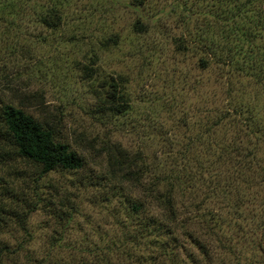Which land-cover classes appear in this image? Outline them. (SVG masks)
<instances>
[{"label": "rangeland", "instance_id": "374dc122", "mask_svg": "<svg viewBox=\"0 0 264 264\" xmlns=\"http://www.w3.org/2000/svg\"><path fill=\"white\" fill-rule=\"evenodd\" d=\"M10 1L0 0V106H20L26 94L39 96L38 106L34 102L24 108L38 121L54 120L58 139L83 156L86 167L73 174L53 172L39 183L44 201L29 217L30 235L15 230L0 234L5 243L28 242L23 250L7 254V264L77 261L79 256L68 245L106 239L115 219L112 209L121 211L111 201L113 182L144 195L141 180L152 183L171 166L178 168L183 146L190 149L187 170L198 173L205 168V173L201 182L190 180L184 196L176 186L181 216L208 244L215 264H264V134L252 135V147H229L225 151L234 155L224 158L214 147L217 156L206 161L203 109L223 96L215 77L221 70L216 64L201 68L202 55L183 39L188 36L179 21L183 13L169 14L176 1L201 12L209 0L203 5H193L195 0H149L152 4L144 12L131 8L130 0H14L8 16L2 9ZM50 6L65 11L56 31L41 22ZM141 14L149 18L146 35L133 30ZM112 75L124 79L131 110L107 119L94 117L95 89ZM238 79L248 80L242 74ZM251 92L263 122L264 83L254 84ZM113 155L139 161L147 175L124 182L116 173L109 180ZM207 172L219 175L220 188ZM25 183L15 179V188H25ZM28 183L32 193L34 184Z\"/></svg>", "mask_w": 264, "mask_h": 264}, {"label": "trees", "instance_id": "16d2710c", "mask_svg": "<svg viewBox=\"0 0 264 264\" xmlns=\"http://www.w3.org/2000/svg\"><path fill=\"white\" fill-rule=\"evenodd\" d=\"M13 3L14 0L4 3L3 14H11L14 9L9 8ZM151 4L149 0H130L129 6L136 12H144ZM194 4L206 3L195 0ZM172 7L171 16L176 12L183 13V19L179 18V21L184 34L188 35L183 39L202 55L198 63L201 68L208 69L216 64L221 70L215 77L223 86V96L203 109L206 161L210 163L219 151H222L219 158L233 154L225 151L229 147L240 150L246 143L252 147V135L264 134L262 109L252 99L251 92L254 84L264 83V0H209L203 6L205 8H200L201 12L187 8L181 1L180 4L176 1ZM64 14V9L50 6L41 20L43 27L59 30ZM23 15L25 12H20V17ZM145 16L141 14L133 23L136 33H149V18ZM197 16L202 19L196 20ZM85 68L93 72L91 67ZM238 74L247 76V82L238 79ZM94 94L97 99L94 117L107 119L126 115L131 110V99L122 77L112 75L103 79ZM40 100L39 96L26 94L19 100L21 107L4 102L0 106V234L15 230L30 235L29 217L44 201L38 192L39 183L53 172L73 174L86 167V159L58 139L54 120L52 124L49 120L38 121L24 108L35 103L38 106ZM172 150L173 146L171 155ZM189 150L183 146L179 151L181 160L179 157L173 159L176 163L180 160L178 168L171 166L163 175H156L152 183L149 179L148 182L141 180L145 185V196L134 194L121 182L114 181L111 201H116L121 211L117 207L112 209L115 219L106 239L102 236V240L95 243L85 240L76 246L69 244L79 256L73 263L52 259L45 264H215L216 256L181 216L177 206L180 196L176 186H180L183 195L190 180L201 182L205 173V168H200L198 173L187 170L191 169L190 162L187 163ZM113 158L109 161V180L110 175L116 173L118 180L124 182L147 175L144 164L139 161L123 156L120 159L113 155ZM19 164L31 171L18 168ZM207 174L216 189L220 188L222 181H216L219 175ZM15 179H25L26 187L17 190ZM28 182L34 184L32 193H29ZM27 243L25 239L14 244L5 243L0 238V264H7V254L23 250Z\"/></svg>", "mask_w": 264, "mask_h": 264}]
</instances>
